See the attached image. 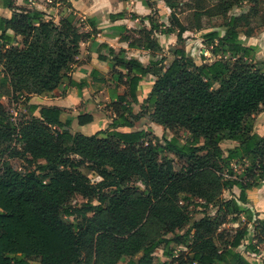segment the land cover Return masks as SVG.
I'll use <instances>...</instances> for the list:
<instances>
[{
	"label": "trees",
	"instance_id": "1",
	"mask_svg": "<svg viewBox=\"0 0 264 264\" xmlns=\"http://www.w3.org/2000/svg\"><path fill=\"white\" fill-rule=\"evenodd\" d=\"M165 1L174 11L178 43L183 44L188 28L177 16L175 1ZM237 1L249 3L257 15L256 6L262 0ZM3 3L15 13L11 19L0 18V96L27 107L32 96L53 93L63 85L89 35L73 13L56 24L44 21L42 13L16 8L14 0ZM189 5L182 7L193 12L198 30L204 17L226 21L223 37L217 31L205 35L215 59L196 63L183 48H173L172 57L162 56L147 66L117 58V65L129 73L126 82L122 74L117 80L129 92L112 104L116 117L108 131L73 134L72 120H64L57 107H43L40 117L28 114L14 123L0 103V140L13 142L16 134L22 146L21 152L12 150L10 158L27 157L39 171L22 173L10 162L0 168V264H31L34 259L39 264H86L84 255L95 264H118L124 257L130 258V264H154V253L161 246L166 258L175 257L178 249L189 250L184 264H254L237 252L248 230L238 233L224 249L217 246L215 233L225 224L241 226L243 216L253 221V212L240 204H249L247 191L264 182V137L247 129V123L264 110V63L255 64L252 50L242 46L240 28L247 19L229 16L231 3L221 0L207 6L206 0H196ZM152 32L144 33L148 40L144 46L161 51L150 38ZM17 37H22L21 47L15 45ZM148 76L156 81L135 115L127 98L139 103L140 84ZM110 96L115 97L112 91ZM37 110L30 107L31 113ZM146 115L173 137L162 144L145 130L119 131L134 128ZM77 121L85 126L94 119L81 115ZM177 130L188 133L184 144L174 135ZM224 141L239 145L224 152ZM205 151L214 162L199 158ZM163 153L188 160L189 168L176 172L171 160H160ZM233 163L247 164L245 180L232 178ZM221 167L231 179L223 182L217 176ZM83 171L101 181L93 183ZM134 182L142 183L144 190L133 187ZM236 187L241 189L238 198L220 202L219 220L203 218L184 230L191 221L182 206L184 200L196 197L213 202L222 188ZM79 196L88 202L75 207L72 202ZM150 226L160 227L163 234L152 238ZM254 231L262 244L264 221L259 220Z\"/></svg>",
	"mask_w": 264,
	"mask_h": 264
},
{
	"label": "crops",
	"instance_id": "2",
	"mask_svg": "<svg viewBox=\"0 0 264 264\" xmlns=\"http://www.w3.org/2000/svg\"><path fill=\"white\" fill-rule=\"evenodd\" d=\"M14 2L16 8L42 13L44 21H53L56 24H59L65 15L73 13L89 35V38L81 45L77 65L68 74L63 85L53 93L32 96L26 107L27 113L34 117H40L39 110L43 107H57L63 111L64 120H72V125L69 128L71 133L85 136H93L98 132L105 131L106 128L103 130L101 124H107V128L110 129L116 114L113 111V115L110 113L112 117H108L101 110L104 107H110L113 110L111 106L117 98L129 92L128 86L117 80V75L122 74L123 82H126L129 74L117 65V58L136 60L147 66L162 56L172 57L171 50L173 48H183L196 63L198 56H201L202 62L203 59L212 61L215 57L206 42L205 35L211 31H217L223 37L226 33L225 27L205 29L203 25V28L198 30L195 25L189 26L180 20L188 28V31L183 35L185 39L183 44H179V27L173 22L172 17L174 11L165 0H14ZM14 13L15 10L5 8L3 0H0V18L11 19ZM177 16L179 18V14ZM230 16H245L247 24L240 28L241 44L252 50L255 64H263L264 11L258 18L250 8L246 7L239 10L238 14ZM258 20L260 23H257ZM258 24L262 27L256 29ZM150 30H153L151 40H156L161 51H158L157 47L151 50L145 48L144 43L148 40L144 33ZM247 31L253 32L252 35H247ZM186 34L194 37V40H192L193 38L189 39ZM8 35L14 37L12 31H8ZM186 42L189 44V48L186 46ZM15 45L22 46V37L16 38ZM205 53L209 54L208 58L203 56ZM114 72L117 73L114 74ZM102 80H105L106 84ZM155 81L156 77L154 76L143 78L138 93L139 103L135 104L130 98H127L135 115L139 114L136 112V108L141 110ZM81 83L84 84L80 85ZM111 91L115 95L114 98L110 96ZM0 97L5 99V97ZM31 106H36L38 110L31 113ZM81 115H91L94 121L91 124L80 126L77 119ZM255 119L257 128L262 126L264 110ZM156 127L162 128L158 125ZM119 131L126 133L140 130H135L134 127L132 129L121 128ZM254 134L264 137L258 133ZM236 144L234 147L239 145ZM246 209L257 214L259 220L264 221V182L256 189L255 198L249 200ZM31 264L34 263L31 262Z\"/></svg>",
	"mask_w": 264,
	"mask_h": 264
},
{
	"label": "rangeland",
	"instance_id": "3",
	"mask_svg": "<svg viewBox=\"0 0 264 264\" xmlns=\"http://www.w3.org/2000/svg\"><path fill=\"white\" fill-rule=\"evenodd\" d=\"M174 1L176 5L178 6L177 13L179 14L180 20L189 26H193L195 24V21L193 18V12L186 10V9L185 11L182 6L183 4H190L189 6H194L196 0H174ZM220 1L221 0H206L207 6L218 4V2ZM227 1L232 4V8L229 11V16L231 14H238L239 10H243L246 7L251 8L249 3H240L237 0H227ZM256 7L258 8L257 16L258 18H260L259 16L261 12L264 11V0L260 1V3ZM225 23L226 21H223L219 17L212 18V19L204 17L202 19V25H204L205 29L223 27ZM257 23H260L259 20ZM246 24L247 23L245 22L242 23L243 26ZM261 27L262 26H259L258 24L255 28L259 29ZM186 36H188L189 39L193 38L192 40H194V37H191L189 34H186ZM186 46H188L189 48V44L187 42H186ZM200 50H203V49H200ZM207 55L209 56L208 53H205L203 56L205 58H208ZM200 58L201 56L197 57L196 59L197 63L202 62ZM0 102L8 110L7 112L9 115L12 116L14 123L15 122L20 123L21 121L24 120L22 117L27 116L29 114L27 113L26 106L22 102L15 103L11 101L10 99H8L7 97H5V99L0 97ZM101 111L108 117H112L113 115V110L110 107H107V108L104 107ZM136 112L140 113L141 110L139 108L138 109L136 108ZM110 113L112 115H110ZM255 121L256 119H252L251 121H249L247 123V129H249L252 133H258L260 135H264V124L262 123L263 125L257 128V126L255 125L256 124ZM100 126L101 128H103V130L106 128L105 131L109 130V128H107V124L106 125L101 124ZM135 130H149L148 132L152 135V137L157 136L162 141V144H164L165 139L170 140L173 137L172 132L164 128L158 129L156 125L152 123L151 119L147 115L144 116L139 122L135 124ZM174 135H176V137L179 138L181 144H184L188 140V133L185 132L184 130L174 131ZM16 138L17 137L15 134L11 138V140H14L13 142L12 141L2 142L0 140V168H2V164L4 162H10L13 168L19 172L29 173L31 171L32 172L36 171L39 174L37 165H32L29 162V159H26L27 157L24 158L23 156L17 155L15 158L13 157L10 158V154L12 150H17L18 152H21L20 150L22 149V146L16 141ZM235 145L237 144L232 141H224L221 145V148L224 152H227L229 149L234 148ZM198 156L200 159L207 160V161L211 160L212 162H214L213 158H211L210 154L207 151L199 153ZM160 160L162 161L171 160L174 163L175 171L178 173L181 171L187 170L189 168L188 166L190 165L188 160L176 157L172 153H163V155H161ZM39 162L42 164L45 163L44 160H40ZM232 167H233V173L235 176L232 178L237 179V180L246 179V168L248 167L247 164L233 163ZM83 172L86 176H88L91 179L93 183L98 182L97 181L98 177L96 175L91 174L88 171H83ZM216 174L218 177L222 178L223 182L231 179L227 169L223 167H221L220 170H217ZM132 186L138 187L140 190H144V185L140 182H134ZM219 191H220L219 193H216V199L213 202H207L206 200H202L196 197L194 198L190 197V200H184V201L182 199L183 201L182 206H184V209L186 210V213L188 214L191 220L190 223L184 228V230L191 229L196 222H198L199 220L203 218H208L212 221L219 220L221 218V212H219L220 202L224 200H229L233 196L238 198L241 192V189L238 187L234 188L233 190H225L224 188H222ZM110 192L111 190H108L106 193H110ZM255 193H256V189L247 191L249 200H253L255 198ZM87 202H88L87 199H84L79 196L75 198L72 203H73V206L75 207H81L83 204ZM93 203L95 205L98 204L97 202H94V201ZM240 206L241 208L246 210L245 204H240ZM253 214L254 216H253L252 222H248L245 216H243L244 217L242 218L243 224L241 226L239 224H232V223L220 226L219 229L215 233V242L220 249H224L231 244L233 238L238 233H242L245 230H248V235L245 237L243 241V245L237 249V252L241 253L250 262L254 264H264V242L262 244H258V241L255 238L256 233L254 231V228L257 222L259 221V219H258L257 214L255 213ZM66 221L72 222V223L74 222L72 218H66ZM149 234L152 238L158 239L163 234V232L161 228L158 226H150ZM168 237L171 238L172 235H169ZM253 246H256V250L253 249ZM164 252H165L164 246H161L158 250L155 251L154 257H153L154 264H164V263H167V264H182L183 263L184 264L186 262V256L187 254H189L190 251L184 248L178 249L175 254V257H172V258H166L164 256ZM183 257L184 259L183 261H181L180 258H183ZM87 258L88 257L86 255L82 257L83 260L87 261L86 264H95L94 259L91 260L90 262V260ZM138 259L139 257H137L134 260L137 261ZM31 262H33L34 264H39V261L36 259L32 260ZM118 264H130V258L124 257L123 259L119 261Z\"/></svg>",
	"mask_w": 264,
	"mask_h": 264
},
{
	"label": "built area",
	"instance_id": "4",
	"mask_svg": "<svg viewBox=\"0 0 264 264\" xmlns=\"http://www.w3.org/2000/svg\"><path fill=\"white\" fill-rule=\"evenodd\" d=\"M97 181H98V182L101 181V178H97Z\"/></svg>",
	"mask_w": 264,
	"mask_h": 264
}]
</instances>
